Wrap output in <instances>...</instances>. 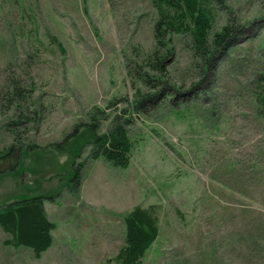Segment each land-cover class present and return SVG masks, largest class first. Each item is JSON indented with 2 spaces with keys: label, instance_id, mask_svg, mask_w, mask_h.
<instances>
[{
  "label": "rangeland",
  "instance_id": "obj_1",
  "mask_svg": "<svg viewBox=\"0 0 264 264\" xmlns=\"http://www.w3.org/2000/svg\"><path fill=\"white\" fill-rule=\"evenodd\" d=\"M213 7V33L232 26L236 43L205 64L173 36L165 72L146 74L150 0H0V208L51 197L56 226L40 259L5 246L0 229V264H116L122 216L136 206H154L159 225L142 264H264V0ZM13 85L29 119L6 127ZM144 95L157 96L132 110ZM93 108L105 112L99 133L129 116L131 159L126 169L87 161L74 193L72 164L92 136L82 131L64 154L44 148Z\"/></svg>",
  "mask_w": 264,
  "mask_h": 264
},
{
  "label": "trees",
  "instance_id": "obj_2",
  "mask_svg": "<svg viewBox=\"0 0 264 264\" xmlns=\"http://www.w3.org/2000/svg\"><path fill=\"white\" fill-rule=\"evenodd\" d=\"M156 11V20L153 23V40L155 50L146 57L143 66L145 73L165 72V61L172 55V37L181 36L189 40L190 48L195 55L205 64L213 58L224 53L236 43L237 31L232 26H226L219 32L213 33L215 23L214 0H150ZM62 51L55 38H51ZM167 53L164 54L165 49ZM152 83L155 80H151ZM259 98L264 118V87ZM7 101L8 108L13 106L15 116L6 127L12 123L21 125L29 118L26 115L25 103L27 96L17 86L13 85ZM153 96H143L142 100L132 105V110H137L144 100ZM109 108V107H108ZM25 109V110H24ZM104 111L93 108L87 113V122L76 125L72 132L61 142L51 143L44 149L52 148L58 154H64L65 147L71 139H75L82 131L87 130L92 136L88 144L89 152L85 161L73 163L72 175L69 179L70 189L77 193L83 168L87 161L99 159L111 164L115 168L126 169L129 166L133 144L129 137L127 127L131 123L125 112L116 114L111 121L110 128L99 133V123L104 118ZM37 122L36 116H31ZM28 151H35V144L27 145ZM68 185V186H69ZM52 201L51 197H31L11 202L0 208V229L9 238L3 244L15 249L25 248L32 252L35 259H40L53 243L51 232L56 228L44 209V202ZM124 225V244L117 252L113 261L116 264H142L146 252L159 236L158 218L155 207L143 208L136 206L122 216Z\"/></svg>",
  "mask_w": 264,
  "mask_h": 264
}]
</instances>
